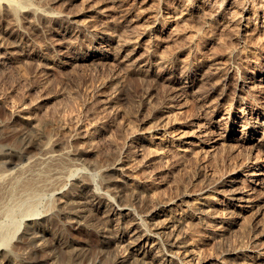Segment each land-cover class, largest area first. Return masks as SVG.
Here are the masks:
<instances>
[{
    "label": "rangeland",
    "instance_id": "374dc122",
    "mask_svg": "<svg viewBox=\"0 0 264 264\" xmlns=\"http://www.w3.org/2000/svg\"><path fill=\"white\" fill-rule=\"evenodd\" d=\"M182 1L124 0L123 3L115 4L111 0H32L40 11L34 14L28 6L16 22L7 10H3L0 15V124L3 127L2 132L0 131V146L16 145L21 140L22 133L28 131L30 134L42 136L47 143L57 145L56 149L80 151L83 157H75L73 163L78 162L80 166L93 169L110 165L128 148L131 137L146 136L144 143L147 146L141 151L142 154H130L133 170L128 171L132 173L135 181L130 179L129 187L122 186L130 196L126 195L128 200L138 183L148 186L149 190L145 191L144 196L150 203L177 198L185 190L196 192L208 178L226 181L233 168H236L235 175L244 179L245 173L243 174L241 168L245 163L254 162L256 154L251 156L250 147H243L236 140L228 142L230 144L227 145L218 144L208 154L205 151L198 155H194V152L182 155L174 147L167 153V157L160 159L151 151V146L153 148L154 145H149L146 133L151 126L157 125V137L169 130L168 132L175 135L180 131L186 132L183 142L194 139L192 121L201 114L197 106V96L216 86L218 91L214 98L218 97L224 87L221 83L226 71L223 63L227 62L229 53H239L241 63L227 81L230 96L222 111L229 107V103H233V93L241 74L246 75L251 70L264 72V36L260 35L259 40L255 36L249 42L254 45L260 42L261 50L254 52H251L253 47L243 49L237 36L242 28L252 23V17L257 13L264 17V0H225L223 12L226 17L216 23L209 21L208 17L183 15L181 12L187 4L182 5ZM200 1L194 0L196 3ZM209 1L212 3L215 0ZM260 4L263 7L258 6ZM244 7L253 11L248 18H243L240 14ZM41 11L46 12V15L43 16L45 13ZM167 11H174L176 19L163 30L161 22L153 21L157 17L162 21L161 14ZM50 13L53 15L50 16ZM58 14L70 15L72 19L60 20ZM4 30L9 33L5 34ZM144 31L148 32V36L142 40V47L136 51L133 50L134 46L125 47V54L122 56L131 54L128 61H125L126 64L129 62L130 66L133 63L131 61L138 59L159 60L158 57L163 56L165 63L171 66V71L178 74L177 76L181 75L183 65L190 63L198 65L201 71H207L210 75L205 81L197 82L194 88L176 101L170 111L171 118H165V121L155 114V110L161 106L160 102L170 88L163 79L169 73L160 70L161 74L158 71L146 77L131 70L125 62H119L122 56L119 57L120 60H112L113 48L106 51L107 53L101 52L89 42L94 35L111 34L114 37L111 46H117L125 40L133 42L134 45ZM85 53L98 54L103 57L102 61L94 58L83 60ZM256 95L264 96V86L258 89ZM242 101L239 99L234 103L239 105ZM22 108L24 109L21 111ZM166 121L168 123L164 124ZM243 124H238V136L243 134L240 131ZM232 131L231 128L230 133ZM263 132L262 129L255 134L254 139L262 138ZM157 140L156 138L153 141ZM262 143L261 155L264 159V140ZM251 164L253 167L258 163ZM252 167L250 171L253 170ZM108 174L109 180L118 175L112 171ZM121 182H116V185L120 186ZM132 182L137 184H131ZM123 192L121 191L122 194ZM208 196L210 199H218L216 207H222L219 204L222 200L224 207L228 206L227 199L216 191H210ZM237 203L240 202H234L236 205ZM191 205L192 207L174 206L178 208L174 214L178 218L182 215L187 218L184 225L187 228L184 229L196 249L192 264H197L198 260L200 264H205L208 259L211 261L207 264H264L263 260L232 259L227 254L228 249L237 245L253 246L244 249L246 254H257L254 251L264 247L263 215L257 216L252 211L245 212L237 219V224L228 228L226 223L232 220L228 211L224 214L216 212L220 217L225 216H222L225 227H221L219 220H199L198 211H194L199 204ZM181 208H186V212ZM186 213H190L191 217ZM123 218L124 222L128 220ZM232 222L233 220L230 223ZM61 228H64L70 240L78 246H85L91 257V261H88L92 263L102 259L100 236L93 226L86 223H66ZM53 232L55 230L47 234V243ZM88 261L86 260L87 264ZM104 261L102 259L99 264Z\"/></svg>",
    "mask_w": 264,
    "mask_h": 264
},
{
    "label": "bare ground",
    "instance_id": "6f19581e",
    "mask_svg": "<svg viewBox=\"0 0 264 264\" xmlns=\"http://www.w3.org/2000/svg\"><path fill=\"white\" fill-rule=\"evenodd\" d=\"M185 1V3L184 0L182 1L183 4L179 3L187 4L184 11L181 12L183 15L194 16L195 14L204 18L208 17L209 21L215 23L226 17L223 12V6L226 5L225 0H215L212 3L209 0H201L199 3L194 0ZM111 2L117 4L123 3L124 0H111ZM261 5L263 4L258 6ZM28 6L31 7L34 14L40 11L38 7L34 6L32 0H0V15L3 10H7V13H10L16 22L19 20L21 12ZM43 12L41 11V13ZM252 12V9L244 7L240 14L243 18H248ZM44 13L43 16L46 15V12ZM51 15L53 14L50 13ZM58 15L60 20L72 19L70 15ZM161 18L162 21L157 17L153 22H161L164 30L167 25L172 23L173 19H176V14L174 11H167L161 14ZM252 19V23L242 28L237 36L243 49L253 47L254 50L251 52H254L257 49L261 50L260 42L258 45L249 42L253 41L251 39L256 38L255 36H258V40L260 35L264 36V17H260L257 13ZM10 29L12 30V28ZM6 30L4 33H9ZM141 34L142 37L135 40L134 45L133 42L125 40L119 42L117 46H111V41L114 38L111 34L110 36L108 34L94 35L89 42L101 52L113 48L111 59L118 60L125 54H123L125 47L134 46V51L142 47L141 42L148 36V32L144 31ZM194 49L196 50V48ZM89 53L83 54V60L91 58L101 60L103 58L98 54L88 55ZM130 56L131 54L122 56L125 59H119V62L128 61ZM158 58L159 60L138 59L135 62L131 61L130 63H133L130 66L129 62L127 64L125 62V64L134 72L138 71L146 77L158 71L160 73V70L169 73V75H164L163 79L168 82L170 88L161 100V106L156 107L155 110V114L165 121V118H171L172 112L170 111L176 101L185 92L194 88L197 82L205 81L210 75L207 74V71H201L202 69L198 65L189 62L190 64L183 65L181 75L177 76L178 74H173L171 71V66L165 63V57ZM227 59V62L223 63L226 70L225 75L221 78L224 87L218 93V97L214 98V94L218 91L216 86L197 96L199 103L197 106L199 114H201L192 121L194 139L183 142L187 135L186 132L181 133L182 131H180L178 135H175L171 131L168 132L169 130L157 137L155 134L157 125L149 127L146 133L147 139L150 141L149 145H154L153 148L151 146V151L155 152L160 159L167 157V153L174 147L182 155L193 152L194 155H198L205 151L208 154L217 147L216 145H227L233 140L238 141L243 147L247 145L250 147L251 156L256 154L255 161L253 160L254 162L251 163L258 164L253 167L251 163L243 165L241 169L243 174L245 173L244 179L238 178L234 171L236 168H233L230 173L228 172L226 181L210 178L205 180L201 189L197 190L200 191L199 193H196L195 190H185L177 198L152 203L145 200L144 196L149 187L138 183L132 190L134 191L132 197L128 200L126 198L127 190L123 189L122 185L130 186L128 182L130 179L135 181L132 173L128 171L133 170L130 154H142L141 151L147 146L144 143L146 136L143 138L131 137L128 148L119 154L110 165L91 169L78 165L77 161V163H73L72 160L75 157L83 155L80 151L73 152L62 147V149L58 147L56 149L57 145L47 143V140L44 141L42 136L30 134L28 131L23 132L21 140H18L16 145L0 146V264H82L88 259L91 261L85 246H78L70 240L64 230L66 226L60 229L61 225H66V223H86L94 227L100 236L102 259H105L102 264H166V262L192 264L196 249L190 243L191 240L188 239V233L184 229L187 218L183 217L184 215L178 218L174 214L178 208H174V206L192 207L191 204L197 203L199 205L194 210L199 213L197 218L199 220L209 219V221L219 220L221 227H225V223H223L225 216L220 217L218 214L216 215V212L224 214L225 211H228L233 220L232 223H230L232 220L226 223L228 228L232 224H237V219L245 212L252 211L257 216H264V159L261 155L264 132L260 139L253 137L262 129L264 130V96L256 95L258 89L264 86V72L251 70V73L241 74L233 93L235 94V99H232L233 103H229V107L222 111L224 103H228L227 98L230 96L227 91V81L241 63L240 54L236 51L229 53ZM242 60L245 59L242 58ZM239 99L243 101L236 105L234 101ZM167 121L163 123H168ZM240 122L244 123L242 125L244 127L240 130L243 134L238 136L237 127ZM231 128L233 131L230 133ZM1 129L3 127L0 124L2 132ZM155 137L158 139L157 142L153 141L156 139ZM212 140L214 141L212 142ZM250 167L253 170L250 171ZM111 171L118 174L115 176L116 178L114 177L115 179L112 178L113 180L108 178V173ZM119 181H122L121 187L116 185V182ZM131 184L137 183L132 182ZM121 191H124V194ZM210 191H216L217 194L226 198L228 206L224 207V200H222L223 204L219 202L222 207H216L218 199L215 197L210 199L208 196ZM235 201L240 203L236 205ZM229 207L233 209L230 210ZM181 209L186 212V208ZM187 216L190 218V213ZM123 217L128 219L127 223L124 222L125 220L123 221ZM115 221L116 223H113ZM52 230L55 232L51 234V238H49L51 240L47 243V234H50ZM262 232L264 236V229ZM248 247L253 246L237 245L226 250L232 259L264 261V247L256 249L254 252L257 254H246L244 249ZM152 252L154 253L152 254ZM102 259L92 263L88 261V264H99ZM210 261L208 259L207 263ZM197 264H200L199 260Z\"/></svg>",
    "mask_w": 264,
    "mask_h": 264
}]
</instances>
